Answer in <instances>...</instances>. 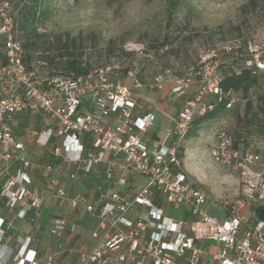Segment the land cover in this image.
Returning a JSON list of instances; mask_svg holds the SVG:
<instances>
[{"label": "built area", "instance_id": "1", "mask_svg": "<svg viewBox=\"0 0 264 264\" xmlns=\"http://www.w3.org/2000/svg\"><path fill=\"white\" fill-rule=\"evenodd\" d=\"M1 36L5 65L0 72L7 81L0 96V195L6 198L9 212H16L21 220L34 213L32 222L43 204L37 192L27 188L30 177L24 170L31 164L25 146L13 152L17 142L10 127L14 115L40 113L55 123L54 134L61 139V153L68 172L74 167L87 177L104 163L102 181L107 186L125 187L130 176L144 180L138 191L129 195L114 192L108 201L95 208L85 194L70 196L67 187L59 185L53 177V167H44L59 206L80 205L88 213H96L99 219L93 234L97 246L82 257L84 262L107 264L110 255H115L112 264H264V218L261 217L264 158L241 154L231 146L225 131L217 134L209 157L216 165L238 173L243 187L242 200L224 204L226 215L222 221L203 210L209 195L193 182L181 162L180 153L192 121L212 110L204 103L205 98L220 95L219 63L214 60V51L201 57L198 66L188 69L181 77L163 69L146 86L159 90L169 83L171 94L177 98L195 86L165 135L169 145L159 141L148 145L142 136L153 125L155 115L134 117L140 109L137 91L143 87L137 63L125 73L128 84L112 76L118 69L112 65L85 75L59 74L47 80L43 88L35 73L24 66L21 46L14 39L11 26L0 29ZM245 67L264 71V61L254 55L245 62ZM14 162L20 169L13 174L10 166ZM76 170L71 171L70 179H76ZM96 190L100 192L101 187ZM160 200L183 211L182 219L166 217L163 208L155 203ZM139 207L143 208L142 212L138 211ZM240 210L249 213L248 223H243L238 215ZM4 226L0 218V264L9 261L37 264L35 252L28 249L29 239L20 242L14 257L11 249L4 248L1 243ZM64 227V219H55L51 234L61 238ZM208 248L212 249L210 254ZM123 249L126 251L122 252ZM54 256L50 255L46 264H52Z\"/></svg>", "mask_w": 264, "mask_h": 264}, {"label": "rangeland", "instance_id": "2", "mask_svg": "<svg viewBox=\"0 0 264 264\" xmlns=\"http://www.w3.org/2000/svg\"><path fill=\"white\" fill-rule=\"evenodd\" d=\"M31 2L0 0V29L11 26L15 40L21 45L26 37L16 30V23H21L24 8ZM44 5L49 14L35 26L28 48L21 49L25 66L35 73L41 85L61 74L64 63L71 59L88 65L89 71L118 66L112 76L122 80L127 69L137 63L140 81L147 86L163 69L181 77L211 51L216 53L213 59L225 65H229L232 55L252 53V57H264V0H45ZM2 42L1 36L0 68L5 61ZM65 44L69 45L68 50L63 47ZM237 47L242 49L241 53ZM228 49L230 54L226 52ZM159 50L163 54L159 55ZM260 86L262 91L264 85ZM254 96L255 93L251 95L253 101ZM232 100L231 111L218 120L199 125L196 135L187 141L185 159L181 161L193 182L209 195L203 210L220 221L224 217V204L240 201L243 189L238 173L209 159L220 129L235 138V114L241 111L244 99L241 94H232ZM33 125L30 131L37 130ZM40 138L37 133L35 140ZM248 139L251 151L264 156V137L251 135ZM51 147L32 144L30 156L34 165L47 163ZM244 147L241 145L240 149L249 148ZM189 150L196 154L193 160H187ZM205 153L208 159H203ZM163 214L181 220L183 211L163 202ZM238 215L243 223L249 222V213L240 210ZM207 251L210 254L212 249Z\"/></svg>", "mask_w": 264, "mask_h": 264}, {"label": "crops", "instance_id": "3", "mask_svg": "<svg viewBox=\"0 0 264 264\" xmlns=\"http://www.w3.org/2000/svg\"><path fill=\"white\" fill-rule=\"evenodd\" d=\"M6 81L7 77L0 72V88ZM194 89L195 86L190 87L186 94L180 98L171 94L169 83H164L159 90H150L144 85L137 91L140 109L135 111L134 117H141L145 114L155 115L153 125L147 129L145 133L146 138H143L148 145L158 141L169 145L170 140L165 141V135L173 127L174 119L181 104L190 97ZM144 91L145 94H143ZM35 117L37 119L40 118V120H34ZM32 125L37 130L30 131ZM10 127L17 142V146L13 149V152L17 153L21 146H25L26 157L31 164L29 169L24 170L30 177V183L27 185V188L36 191L42 199L43 204L32 222L31 218L34 213H29L24 220H21L16 215V212L11 213L7 210V200L0 195V218L5 222V234L1 243L4 245V248L7 247L13 251L12 257H14L16 251L20 249V242L23 239H29L28 249L35 252L37 264H46V259L52 254H55L52 264H90L84 262L82 257L92 253L97 246V240L93 238V234L98 229L99 219L96 213H88L80 205L77 207L68 205L59 206L54 197L53 190L47 182L44 167L48 165L53 167V177H55L59 185L67 187L69 195L77 193L85 194L95 208L108 201L109 196L114 192L129 195L138 191L139 187L144 184V180L137 176H130L125 187L107 186L102 181V174L105 168L104 163L94 170V174L87 177H84L80 170L71 167L72 172L76 170V179L72 180L69 178L71 171H67L64 157L61 153V139L54 134L55 123L53 121L40 113H23L13 116ZM37 133L41 137L39 140H35ZM188 140L184 144L181 161L185 159V147ZM32 144L36 147L37 145L41 147L52 146V150L46 157V164L40 166L34 165L33 159L30 156ZM54 148H57L60 152L57 149L55 150L57 152H55ZM193 154H195L193 150L187 151V160H193L195 158ZM203 156V159H208L207 153ZM10 169L11 173L14 174L20 169V166L14 162L11 164ZM97 175L99 178L96 177ZM1 178L2 165L0 164ZM97 187H101L100 192L96 190ZM155 203L157 206L163 208V201L160 200ZM211 205L215 207L213 201H211ZM138 211L142 212L143 208L139 207ZM225 215L224 211L223 219ZM57 218L64 219L65 221V229L62 237L59 239L51 234L53 221ZM6 226L9 228L6 229ZM125 251V249L122 250V252ZM109 258L107 264L114 263L115 255H110ZM7 264H13V262L9 261Z\"/></svg>", "mask_w": 264, "mask_h": 264}, {"label": "trees", "instance_id": "4", "mask_svg": "<svg viewBox=\"0 0 264 264\" xmlns=\"http://www.w3.org/2000/svg\"><path fill=\"white\" fill-rule=\"evenodd\" d=\"M44 1L45 0H32L31 5L24 8L23 15L21 16V23H16V30H19L20 34L26 37L25 43L23 45L19 43L21 49L28 48L30 43L29 37L31 34L34 35L35 26L38 22L45 19L49 14L48 9H46V6L44 5ZM12 34L14 37L13 30ZM164 42L165 41H163L162 44ZM2 45H4L3 42ZM63 47L66 50L69 49L68 44L63 45ZM237 50L239 53H241L242 49L237 47ZM157 52L159 55L163 54L162 50ZM226 52L230 54L231 49ZM251 55L252 53H248V55L245 56L238 55L234 57L232 55L229 65H225L224 62L218 61L219 67L217 70V76L219 78L220 95L208 96L205 98L204 103L210 105L212 110L203 116L194 118L188 129L186 140L196 135L199 125H201L203 122L218 120L223 116L224 113L231 111L230 108L233 103L232 94H241L244 99V104L241 111H237L235 114V138L231 139L228 132L223 129H220L218 133L225 131L231 140V146L234 149L240 151L241 154L251 152L252 154L259 155V153L251 151L252 143L248 137L251 135H261L264 137V89L262 91L260 90L261 83L264 85V71H261L256 67H245V57H247L248 60H252L253 57ZM258 57L260 61H264V57ZM22 62L24 64L23 51ZM4 65L5 61L3 66ZM26 69L29 70L27 67ZM88 72V65H81V63H79V61L76 59H71L64 63L63 71L60 73L63 75H85ZM42 86L43 88L46 87L45 84ZM5 89L8 90V87H5ZM253 93H255L254 101L251 99V95ZM1 94L3 93L2 89L0 88V96ZM228 104H230L229 108H227ZM241 145H244V148H249L241 150ZM180 157H182V152L180 153ZM260 157L264 158V156Z\"/></svg>", "mask_w": 264, "mask_h": 264}, {"label": "water", "instance_id": "5", "mask_svg": "<svg viewBox=\"0 0 264 264\" xmlns=\"http://www.w3.org/2000/svg\"><path fill=\"white\" fill-rule=\"evenodd\" d=\"M261 217L264 218V210L261 211Z\"/></svg>", "mask_w": 264, "mask_h": 264}]
</instances>
